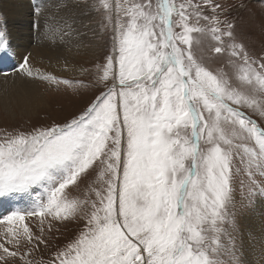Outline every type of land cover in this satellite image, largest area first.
<instances>
[{
    "label": "snow or ice",
    "instance_id": "1",
    "mask_svg": "<svg viewBox=\"0 0 264 264\" xmlns=\"http://www.w3.org/2000/svg\"><path fill=\"white\" fill-rule=\"evenodd\" d=\"M102 8L107 23L116 15L111 52L98 66L101 82L111 80L108 90L64 126L0 143V197L36 187L44 193L30 213L8 222H23L25 215L65 223L83 218L79 235L50 264H219L210 252L218 251L213 245L230 221L241 148L249 151L229 133L255 138L264 154V131L239 110L249 102L232 89L228 73L214 74L195 57L191 34L214 41L209 51L215 54L230 53L232 67L252 71L257 60L237 42L235 26L219 20V0H105ZM0 51L11 54L3 31ZM258 71L264 74V57ZM16 75L27 83H60L30 67L27 57ZM97 171L102 183L89 189L94 198H72ZM44 231L34 234L25 225L19 239L47 245ZM8 243L20 246L15 238ZM0 249L4 264L17 258L16 250L2 243Z\"/></svg>",
    "mask_w": 264,
    "mask_h": 264
},
{
    "label": "rangeland",
    "instance_id": "2",
    "mask_svg": "<svg viewBox=\"0 0 264 264\" xmlns=\"http://www.w3.org/2000/svg\"><path fill=\"white\" fill-rule=\"evenodd\" d=\"M71 1L78 5H86L89 8V13L88 11H84L86 14L83 12L87 20L86 27L93 25L96 35L91 40L88 37L86 39L96 43L95 51L78 54L77 57L80 60L77 63L79 72L75 76L64 75L61 77L49 74L48 76L55 77L60 83L42 81L39 78L31 82V84L40 85L44 97V105L41 108L38 107L37 111L32 115H30V112L20 114L15 108L14 110L11 108L8 110L9 112L0 110V143H4L7 138L15 137L20 133L29 134L37 129L42 130L53 125L64 126L73 119L78 118L90 106L96 96L108 90L111 80L101 82L102 71L98 66L104 63L106 53L111 52L116 15L113 13L112 23H107V10L102 8L105 0ZM107 2L115 5L117 2L128 4L133 2V0H107ZM193 2H198V0H193ZM219 2L223 5V11L219 13V20L229 22L235 26L233 30L237 42L244 45L248 54L257 60V64L251 66L252 71L244 65L238 67L230 66V53L215 54L209 51L210 44L214 43V41H211L207 36L202 38L200 33L191 34L194 55L198 60H202L210 70H213L214 74L217 72L221 74L228 73L232 89L249 102V105L239 108V110L243 112L246 120H251L252 124H255L259 130L264 131V96L260 94L264 91V74L258 71L260 58L264 57V0H219ZM29 4V16L33 18V23L38 22V15L42 13L41 7L45 3L41 5L39 0H29ZM78 9H81V7ZM3 10H5V7H2L0 1V31L4 32L7 43H10L8 39L11 33L15 34L16 28L13 31L10 29L16 20L14 22L10 20L7 13ZM55 11L57 10L55 9ZM123 19L126 20L127 18L123 17ZM201 24H203V21H201ZM221 26L223 27L224 25L222 24ZM23 28H25V25H23ZM34 28L35 26L33 25L32 33L27 35V40L35 47L38 37ZM176 31H179V29H176ZM43 41L46 42L44 45H47V38L43 37ZM198 42L199 47H197ZM14 56L18 63L24 57L21 56V58L19 55L16 56V54ZM0 57V61H5V57L2 54ZM32 67L34 68L35 66ZM7 72L11 73L12 71ZM39 72L42 73L41 70ZM16 73L17 70L11 75L16 76ZM5 78L6 76H3L0 80ZM18 78L21 81L23 80L21 77ZM64 81H67V83H64ZM232 106L239 107L236 105ZM229 138H232L234 143H241L249 151L244 152L243 148H241L244 163L236 165L238 171H236L232 180L233 203L229 207L230 221L224 226L225 231L220 236L219 245H213V247L218 248V251L216 253L210 252V256L213 259H218L219 264H258V261H264V247L262 250H260L261 246L258 251L254 250L253 252L256 253L252 259L247 252H244L242 245L245 234L251 236L249 232L247 233L249 231L247 222L252 214H256L253 210L257 206H264V179L261 178L264 177V172L261 169V165H264V154L261 153L255 138L246 141L237 140L231 133H229ZM89 172H91V169ZM83 175L85 174H82V177ZM104 179H107V177ZM101 183L102 181L97 171L86 183L80 185L78 191L72 192V198L79 200L94 198V193L90 195L89 189L98 188ZM74 187V185L70 186L65 192H70ZM43 194V189L36 187L30 193H17L6 197H16L13 200L15 204L20 202L23 206L21 211L17 210L14 214L30 213L36 207L37 199ZM3 198L5 197H0V200ZM11 215L9 214L6 218L3 217L0 220V243L9 247L10 250H16L18 253L17 258L9 259V264H26V262H30V264H50V261L56 255L57 249H62L71 243L79 235L84 225L83 218L72 223H65L51 220L50 217L41 218L38 215H25L23 222L14 220L9 223L8 217ZM41 220H43V225H41ZM50 221L51 230L48 228ZM25 225L34 234H39V230L43 226L45 229L43 235L48 240L47 245L42 244L39 247H35L24 240H20L19 233ZM9 229L12 231L9 232ZM262 236L261 238H264V235ZM13 238L19 241V248H14L12 244L8 243ZM251 239L253 243H256L255 237H251ZM263 243L264 240L261 244L264 245ZM0 254H2V249H0ZM21 254H24L23 260L20 259ZM0 264H4V262L0 260Z\"/></svg>",
    "mask_w": 264,
    "mask_h": 264
},
{
    "label": "bare ground",
    "instance_id": "3",
    "mask_svg": "<svg viewBox=\"0 0 264 264\" xmlns=\"http://www.w3.org/2000/svg\"><path fill=\"white\" fill-rule=\"evenodd\" d=\"M0 1L2 7H5L3 11L7 13L10 20H13V22L16 20L10 29L13 31L16 28L15 34L11 33L8 39L14 54L20 57L27 56L29 66H35V69L42 71L41 74L59 75L61 77L64 75L75 76L79 72L77 63L80 60L77 57L78 54L95 51L96 43L90 41L96 35L95 28L93 25L86 27L87 20L84 17L86 11L89 13L88 6L78 5L71 0H39L41 5L45 4L41 7L42 13L38 15L39 20L35 18L40 23H33V18L28 13L30 11L29 0ZM80 7L81 9H78ZM10 20L9 22H11ZM48 21H52V23L49 24ZM23 25H25V28H23ZM33 25L38 37L35 47L27 40V35L32 33ZM18 28L20 30L17 31ZM43 37L47 38V45H44L46 42L43 41ZM87 37L90 40H87ZM6 62L5 58V61H0V64ZM4 72L7 75H0V78L6 76L5 79L0 80L1 111H8L11 108L14 110L15 108L20 114L30 112V115H32L38 107L41 108L44 105L42 88L39 84L27 83L24 79L21 81L17 75H11L15 71L11 73ZM253 211L256 214L249 215L250 218L247 222L249 226L247 233L249 232L251 236L245 234L242 245L244 252H247L252 259L256 253L253 251H258L260 246V250L264 247L261 244L264 240V238H261L264 235V206H257ZM251 237L256 238L254 239L256 243H253ZM257 263L264 264V261H258Z\"/></svg>",
    "mask_w": 264,
    "mask_h": 264
}]
</instances>
